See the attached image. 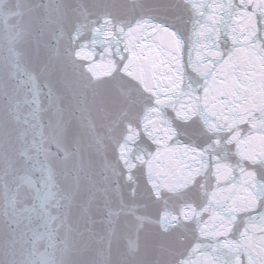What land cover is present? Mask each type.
<instances>
[{"label":"snow or ice","instance_id":"snow-or-ice-1","mask_svg":"<svg viewBox=\"0 0 264 264\" xmlns=\"http://www.w3.org/2000/svg\"><path fill=\"white\" fill-rule=\"evenodd\" d=\"M0 264H264V0H0Z\"/></svg>","mask_w":264,"mask_h":264}]
</instances>
